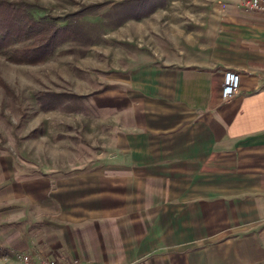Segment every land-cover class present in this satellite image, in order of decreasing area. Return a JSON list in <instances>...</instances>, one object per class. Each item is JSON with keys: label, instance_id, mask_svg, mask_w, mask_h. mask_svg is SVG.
Instances as JSON below:
<instances>
[{"label": "crops", "instance_id": "obj_1", "mask_svg": "<svg viewBox=\"0 0 264 264\" xmlns=\"http://www.w3.org/2000/svg\"><path fill=\"white\" fill-rule=\"evenodd\" d=\"M220 20L200 47L206 54L144 72L138 88L150 107L122 134L108 161L109 185L90 191L84 209L58 215L54 238L32 232V215L5 230L0 223L4 255L79 264H264V17L229 9ZM226 70L240 75L228 101L221 99Z\"/></svg>", "mask_w": 264, "mask_h": 264}, {"label": "rangeland", "instance_id": "obj_2", "mask_svg": "<svg viewBox=\"0 0 264 264\" xmlns=\"http://www.w3.org/2000/svg\"><path fill=\"white\" fill-rule=\"evenodd\" d=\"M3 1L35 4L36 18L73 32L40 63L0 55V223L32 215L42 238L53 237L58 215L109 185L122 134L150 107L138 88L144 72L206 54L200 47L221 14L246 13L242 0Z\"/></svg>", "mask_w": 264, "mask_h": 264}, {"label": "trees", "instance_id": "obj_3", "mask_svg": "<svg viewBox=\"0 0 264 264\" xmlns=\"http://www.w3.org/2000/svg\"><path fill=\"white\" fill-rule=\"evenodd\" d=\"M38 8L22 1L0 0V55L13 63L36 64L48 59L63 40L70 38V24L36 18Z\"/></svg>", "mask_w": 264, "mask_h": 264}, {"label": "built area", "instance_id": "obj_4", "mask_svg": "<svg viewBox=\"0 0 264 264\" xmlns=\"http://www.w3.org/2000/svg\"><path fill=\"white\" fill-rule=\"evenodd\" d=\"M241 9L246 13H254L264 17V0H242ZM240 88V75L233 70H226L223 73L221 99L228 101L232 99ZM2 264H79L76 259L70 261H58L55 259L35 257L26 253H16L12 256H5Z\"/></svg>", "mask_w": 264, "mask_h": 264}]
</instances>
